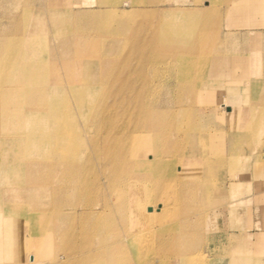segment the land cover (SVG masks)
<instances>
[{
    "label": "bare ground",
    "instance_id": "obj_1",
    "mask_svg": "<svg viewBox=\"0 0 264 264\" xmlns=\"http://www.w3.org/2000/svg\"><path fill=\"white\" fill-rule=\"evenodd\" d=\"M33 1L0 0V264H196L203 226L196 213L218 194L215 175L228 159L207 152L218 137L204 132L194 101L203 82L195 79L220 81L207 26L196 23L202 12L167 10L163 34L198 27V42L156 50L154 35L150 48L135 49L133 69L130 56L120 58L133 48L108 41L123 36L129 13L108 8L67 20L61 6L70 0H42L53 16L49 31L31 15ZM86 58L98 63L96 79L73 87L75 62ZM244 86L250 103L239 108L248 112L226 130L232 165L241 143L264 132V96L254 101L257 91ZM246 117L251 122L238 125ZM230 251L216 264H248L240 248Z\"/></svg>",
    "mask_w": 264,
    "mask_h": 264
},
{
    "label": "rangeland",
    "instance_id": "obj_2",
    "mask_svg": "<svg viewBox=\"0 0 264 264\" xmlns=\"http://www.w3.org/2000/svg\"><path fill=\"white\" fill-rule=\"evenodd\" d=\"M105 1L89 0L85 4L82 0H70L67 5L61 6V8L65 6L61 11L65 12L63 14L67 20L69 14L75 13L77 16L80 12L95 13L98 10L103 12L108 8L129 13L131 19L123 21L126 24L123 36L110 37L108 41L110 44L114 41L113 43L117 46L115 48H133L130 54L123 52L120 54L122 61L126 56L131 57L130 67L133 69L138 65L139 58L135 49L141 48L142 45L144 48H150L147 43H150L154 35L153 48L156 50L188 48L190 41L194 40V43H197L199 40L198 27L206 24L208 29L206 40L212 60L211 66L214 65V76L218 75L220 81L214 79L217 78L216 76L195 79L196 83L203 82L196 86L194 101L196 108L203 111L200 113L204 121V132H208L211 137H218L216 142L209 141L207 152L211 156L223 155L228 159L224 163L226 165L223 164L222 171L215 175L214 183L218 184V194L210 197L207 207L196 213L197 217L202 219L201 225H203L200 230L202 247L199 253L202 256L195 255V257L198 256L196 264H216L217 260L224 255L230 256V249L235 250V248H240L244 252L242 254L246 257L248 264H264V132L255 138L257 141H253L255 144L252 141L249 142L253 145L241 143V148L236 154L239 162L232 165L229 159L232 155L230 134L226 131L237 124L239 114L248 112L246 108H239L250 103L246 102L247 94H249L244 86L246 83L254 88L253 92L257 91L253 97L254 101H259L264 96V0H156L159 1L156 5L155 0H144V2L140 0L143 2L139 1L140 4L132 3L130 0H120L115 4ZM42 5V0H37L33 1L28 8L32 12L31 15L40 16L42 27L45 24L50 31L53 16L47 13ZM66 8L68 9L65 10ZM179 9L202 12L200 19L196 20V23H199L198 30L191 33L176 31L173 32V37H167L161 28L167 22L159 17L165 12ZM82 32L83 35L89 33L85 29ZM51 39V35L48 34L46 40L50 43ZM177 39L182 40V43L168 44L166 42V40L176 41ZM50 47L52 46H49V49ZM254 55L257 57L254 58ZM88 60L90 59L86 58L75 62L77 85L73 87H82L81 84L96 79L93 74L99 72L98 63L89 64ZM240 60L245 62H238ZM87 66H90V69H87ZM85 72H88L89 76L85 77ZM245 72H249L246 78ZM114 78H110L109 81H115ZM160 80L169 81L170 79ZM207 80L209 82H206ZM51 82L54 83L55 79ZM69 85L72 86V83L70 82ZM232 87L235 91L230 93ZM259 105L264 110V102ZM238 108L239 110H236ZM117 111L120 118L130 117L124 109ZM250 122L251 120L246 117L238 125L243 127ZM262 129H264V116ZM211 146H214L212 150H210ZM32 223L30 221L31 225ZM155 227L156 223L150 225L152 230ZM52 240L50 238L47 242V246L51 247H48L49 253L55 250ZM32 254L35 255L36 251ZM174 262L171 264H179Z\"/></svg>",
    "mask_w": 264,
    "mask_h": 264
}]
</instances>
